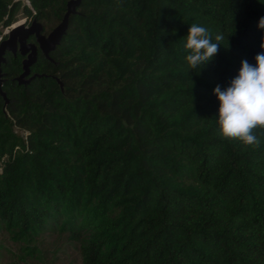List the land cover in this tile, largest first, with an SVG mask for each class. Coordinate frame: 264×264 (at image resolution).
I'll use <instances>...</instances> for the list:
<instances>
[{
    "label": "trees",
    "instance_id": "16d2710c",
    "mask_svg": "<svg viewBox=\"0 0 264 264\" xmlns=\"http://www.w3.org/2000/svg\"><path fill=\"white\" fill-rule=\"evenodd\" d=\"M65 1L0 0V36L21 11L61 18ZM78 10L27 85L14 80L23 57L7 53L0 231L65 237L81 264H264V132L258 148L223 138L214 95L242 60L255 65L264 0H83ZM192 23L223 36L195 71L184 50Z\"/></svg>",
    "mask_w": 264,
    "mask_h": 264
},
{
    "label": "clouds",
    "instance_id": "9594fccd",
    "mask_svg": "<svg viewBox=\"0 0 264 264\" xmlns=\"http://www.w3.org/2000/svg\"><path fill=\"white\" fill-rule=\"evenodd\" d=\"M258 28L264 30V17L259 19ZM222 40V35H216L214 42L206 27L192 23L184 44L189 69L195 71L211 62ZM259 47L261 51L255 56V65L247 59L242 60L239 74L230 81L229 86L222 89L217 85L214 89V95L220 102V135L257 148L260 139L255 130L264 132V36Z\"/></svg>",
    "mask_w": 264,
    "mask_h": 264
},
{
    "label": "water",
    "instance_id": "95a60500",
    "mask_svg": "<svg viewBox=\"0 0 264 264\" xmlns=\"http://www.w3.org/2000/svg\"><path fill=\"white\" fill-rule=\"evenodd\" d=\"M83 0H68L66 3V12L61 17L60 23L48 34L45 33L44 24L34 17L30 24L26 22L14 24L9 28L4 38L0 42V95H2L6 103L8 98L4 91V83L7 73L3 70V65L7 61V53L11 52L14 56L20 54L22 59L23 72L14 78L19 85H27L37 74H32V66L36 63L41 52L44 57L51 59V53L57 49L62 43L64 36L68 33L71 16L79 12ZM34 38L35 41H32ZM61 87L64 89L63 83L59 78Z\"/></svg>",
    "mask_w": 264,
    "mask_h": 264
},
{
    "label": "rangeland",
    "instance_id": "374dc122",
    "mask_svg": "<svg viewBox=\"0 0 264 264\" xmlns=\"http://www.w3.org/2000/svg\"><path fill=\"white\" fill-rule=\"evenodd\" d=\"M55 11L56 8L51 9L46 18L40 19L45 26L46 34L61 21ZM32 19L21 11L11 26L3 28V33L5 34L17 22L30 24ZM15 129L23 136L28 133L19 127ZM0 264H81V256L74 246L68 244L65 237L59 235H43L35 241L24 242L14 238L7 231H0Z\"/></svg>",
    "mask_w": 264,
    "mask_h": 264
},
{
    "label": "built area",
    "instance_id": "2783aa9c",
    "mask_svg": "<svg viewBox=\"0 0 264 264\" xmlns=\"http://www.w3.org/2000/svg\"><path fill=\"white\" fill-rule=\"evenodd\" d=\"M4 34V33H3ZM3 40V36H0V42Z\"/></svg>",
    "mask_w": 264,
    "mask_h": 264
},
{
    "label": "bare ground",
    "instance_id": "6f19581e",
    "mask_svg": "<svg viewBox=\"0 0 264 264\" xmlns=\"http://www.w3.org/2000/svg\"><path fill=\"white\" fill-rule=\"evenodd\" d=\"M22 22H23V21H22ZM22 22H17V23H19V24H20V23H22ZM17 23H16V24H17Z\"/></svg>",
    "mask_w": 264,
    "mask_h": 264
},
{
    "label": "flooded vegetation",
    "instance_id": "af4514ba",
    "mask_svg": "<svg viewBox=\"0 0 264 264\" xmlns=\"http://www.w3.org/2000/svg\"><path fill=\"white\" fill-rule=\"evenodd\" d=\"M32 39V38H31Z\"/></svg>",
    "mask_w": 264,
    "mask_h": 264
}]
</instances>
